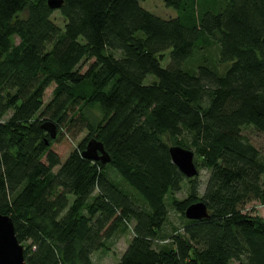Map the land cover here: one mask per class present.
Segmentation results:
<instances>
[{"label":"trees","instance_id":"1","mask_svg":"<svg viewBox=\"0 0 264 264\" xmlns=\"http://www.w3.org/2000/svg\"><path fill=\"white\" fill-rule=\"evenodd\" d=\"M142 1L0 0V213L14 219L27 264H94L130 226L117 264H264V220L244 211L264 203V161L242 133L264 135V0L203 11L165 0L179 11L171 18ZM64 130L87 135L62 161L52 145ZM168 141L209 170L202 196ZM91 142L110 161L85 157ZM198 201L210 216L189 220ZM171 208L184 233L158 247Z\"/></svg>","mask_w":264,"mask_h":264},{"label":"rangeland","instance_id":"2","mask_svg":"<svg viewBox=\"0 0 264 264\" xmlns=\"http://www.w3.org/2000/svg\"><path fill=\"white\" fill-rule=\"evenodd\" d=\"M228 0H197L198 7L200 11H203L205 9L209 8H216V10H221L227 5ZM142 4L145 8L153 12L154 14L162 17V18H171V17H177L179 15V11L174 7H169L166 5L165 0H143ZM53 18L55 22H57L60 26L65 25V20L63 16L60 14L59 10H56L53 14ZM17 42H19V39H17ZM170 51H167V54H169ZM216 52L214 51V54ZM118 55V54H117ZM169 61V57L168 60ZM167 61L163 62V65L165 66L167 64ZM90 63V62H89ZM84 70L87 68V65H85ZM157 78L155 75L150 74L146 77L145 83H152ZM55 88V84L50 86L45 93L44 102L48 103L52 97H53V91ZM100 116L101 111L95 110ZM242 133L256 146L259 148L261 153V159L264 161V135L261 134L259 131H257L253 126H245L243 127ZM87 135V131H84L80 133L79 135L73 137L70 133L67 132V130H64V133L60 136L58 135V138L55 139L52 147L54 150H56L60 156L62 157V161H65L67 157L69 156V153L73 151L77 144ZM169 145H173L172 142L168 141ZM209 176V170L206 168L200 167V174L198 176V179L201 183V196L203 194V191L205 189V184ZM189 185L187 182L184 184V188L174 193L173 196L177 197L180 200L185 199L189 194ZM73 199V196L71 197ZM169 200V199H168ZM171 200L167 202L166 204L170 205ZM244 211L250 212L253 215L259 216L264 220V203H261L260 201H252L248 203ZM186 223V217H183L181 213H179L174 208H171L168 216V220L166 225L164 226L161 235L159 236V240L156 244H158V247L167 245L166 243L170 235L177 234V233H184V226ZM133 237V230L130 226L129 230L124 233L115 236L113 239H110L108 241V246L110 249L108 250H102L98 253H95L93 256L94 264H117L124 251L127 249L129 242L131 241ZM232 264H243L239 261H235Z\"/></svg>","mask_w":264,"mask_h":264},{"label":"water","instance_id":"3","mask_svg":"<svg viewBox=\"0 0 264 264\" xmlns=\"http://www.w3.org/2000/svg\"><path fill=\"white\" fill-rule=\"evenodd\" d=\"M64 0H48L51 9H59L62 7ZM52 136L56 138L57 127L52 122L43 124ZM99 151L102 155H99ZM173 163L188 178L199 175V169L195 160V152L191 149L184 148L180 145H172L169 149ZM84 156L93 160L110 161V157L105 152L102 144L91 142ZM185 216L189 220H201L210 216L208 206L204 201L192 203L185 210ZM0 264H27L25 258V247L18 240L14 219L0 213Z\"/></svg>","mask_w":264,"mask_h":264}]
</instances>
